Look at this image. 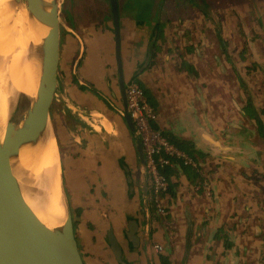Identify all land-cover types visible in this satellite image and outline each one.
Wrapping results in <instances>:
<instances>
[{"label":"crops","instance_id":"1","mask_svg":"<svg viewBox=\"0 0 264 264\" xmlns=\"http://www.w3.org/2000/svg\"><path fill=\"white\" fill-rule=\"evenodd\" d=\"M90 3L62 37L59 73L84 264H264V0H118L125 84L143 89L157 128L196 165L164 171L166 214L152 203L149 219L113 13Z\"/></svg>","mask_w":264,"mask_h":264},{"label":"bare ground","instance_id":"2","mask_svg":"<svg viewBox=\"0 0 264 264\" xmlns=\"http://www.w3.org/2000/svg\"><path fill=\"white\" fill-rule=\"evenodd\" d=\"M42 1L50 13L55 0ZM51 30L32 16L24 1L0 0V144L14 153L12 170L26 204L55 229L65 226L70 216L57 139L48 125L37 143L30 142L26 123L27 99L35 100L40 86L39 50Z\"/></svg>","mask_w":264,"mask_h":264},{"label":"water","instance_id":"3","mask_svg":"<svg viewBox=\"0 0 264 264\" xmlns=\"http://www.w3.org/2000/svg\"><path fill=\"white\" fill-rule=\"evenodd\" d=\"M28 4L32 16L52 28L39 50L42 59V74L38 95L35 100L27 99L29 141L37 143L48 125L57 139L62 169V187L67 209V198L62 168L61 118L62 106L59 94L60 56L62 43L61 10L55 0L50 13L44 8L42 0H17ZM115 23L116 59L121 78L120 88L125 104L124 112L128 127L135 134V125L128 113L124 77L122 75L121 40L118 0H110ZM143 173L146 176V162L141 143L138 146ZM13 151L0 144V264H84L75 236L71 213L63 227L50 229L44 225L26 204L18 181L12 170ZM147 185V181H145ZM147 189V188H146ZM147 194V193H146ZM147 202V201H146ZM149 202L145 203L148 208ZM114 252L120 246L112 236L109 237Z\"/></svg>","mask_w":264,"mask_h":264},{"label":"built area","instance_id":"4","mask_svg":"<svg viewBox=\"0 0 264 264\" xmlns=\"http://www.w3.org/2000/svg\"><path fill=\"white\" fill-rule=\"evenodd\" d=\"M126 97L128 113L135 125V136L141 143L145 155L147 182L152 193L151 203L157 207L160 215H165L166 210L161 205V198L168 193L169 183L164 171L179 163L193 167L196 165L157 128L158 114L149 104L143 89L138 84H127ZM150 214V206H148L146 218L149 219ZM156 249L163 250L161 246H157Z\"/></svg>","mask_w":264,"mask_h":264},{"label":"rangeland","instance_id":"5","mask_svg":"<svg viewBox=\"0 0 264 264\" xmlns=\"http://www.w3.org/2000/svg\"><path fill=\"white\" fill-rule=\"evenodd\" d=\"M90 1L91 0H61L60 10H61L62 37H65V35L67 34L66 28L72 23L73 14L74 13L78 14L79 12H81V10L83 8L90 9V5H89ZM104 1L107 2V4H106L107 9H105L106 7L102 5V2H104ZM94 4H96L95 8L97 11L104 12V10H105L106 12L112 13L110 0H94ZM91 6H94V5L91 4ZM83 117H82V119L85 120V118H83ZM61 175H62V169H61ZM149 190L151 192L150 187H149ZM148 197H149V203L148 204L151 207V205H152V203H151L152 193H150V194L148 193ZM67 198H68V195H67ZM68 201H69V199H68ZM70 213L73 217L74 214L72 213L71 208H70Z\"/></svg>","mask_w":264,"mask_h":264},{"label":"trees","instance_id":"6","mask_svg":"<svg viewBox=\"0 0 264 264\" xmlns=\"http://www.w3.org/2000/svg\"><path fill=\"white\" fill-rule=\"evenodd\" d=\"M177 145V144H176Z\"/></svg>","mask_w":264,"mask_h":264}]
</instances>
